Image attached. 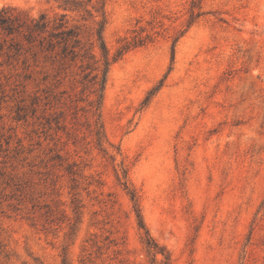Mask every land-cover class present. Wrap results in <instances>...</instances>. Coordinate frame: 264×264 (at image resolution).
I'll return each instance as SVG.
<instances>
[{
  "label": "rangeland",
  "instance_id": "374dc122",
  "mask_svg": "<svg viewBox=\"0 0 264 264\" xmlns=\"http://www.w3.org/2000/svg\"><path fill=\"white\" fill-rule=\"evenodd\" d=\"M66 1L0 0V264H264V0Z\"/></svg>",
  "mask_w": 264,
  "mask_h": 264
},
{
  "label": "trees",
  "instance_id": "16d2710c",
  "mask_svg": "<svg viewBox=\"0 0 264 264\" xmlns=\"http://www.w3.org/2000/svg\"><path fill=\"white\" fill-rule=\"evenodd\" d=\"M59 3V7L64 11H74L72 7V3L66 0H61ZM9 12L6 10H0V31H2L6 35H13L14 33H18L19 29H21L22 25H17V20L12 19L8 14ZM65 15H61L58 19L53 21H47L44 15H41L37 20L32 19L30 24L27 25V37L30 38L33 33H41L47 34L49 40L47 41V48H54L55 45L63 46L66 50L68 45H72L71 43L77 44V34L73 29H69L66 26V22L64 21ZM98 41L100 42V49L103 58V69L100 70H92L97 71V74L91 77V82L93 86V94L96 96V105L97 108L100 106L103 96V90L106 82V74L108 68V59H107V51L102 42L101 38V27L98 29ZM71 48H74L73 46ZM72 53V50L70 51ZM89 75H87L88 77Z\"/></svg>",
  "mask_w": 264,
  "mask_h": 264
}]
</instances>
